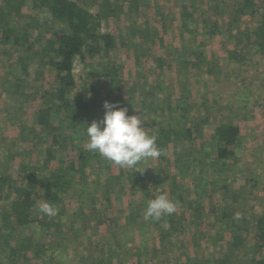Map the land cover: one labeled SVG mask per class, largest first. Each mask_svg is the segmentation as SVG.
I'll return each mask as SVG.
<instances>
[{
	"label": "rangeland",
	"instance_id": "1",
	"mask_svg": "<svg viewBox=\"0 0 264 264\" xmlns=\"http://www.w3.org/2000/svg\"><path fill=\"white\" fill-rule=\"evenodd\" d=\"M76 1L102 14L100 30L112 34L115 44L109 50L101 46L86 61L77 57L75 91L80 98L86 91L89 106L77 108L82 120L76 126L82 129L74 143L52 148V135L70 124V113L57 99V72L50 61L58 23L34 0H0V264H138V253L145 260L140 264L262 260L264 49L255 31L264 21V0H253L246 15H238L237 0H198L194 7L189 0ZM186 7L194 9L187 26ZM8 25H29L28 35L8 44L3 35ZM21 63L29 87L17 88ZM105 101L127 107L129 115L144 114L143 126L157 145L168 142L165 154L141 161L137 171L87 151V123L103 119ZM46 102L57 127L45 134L47 143L31 135V127L39 129L37 116ZM223 122L239 124L244 142L228 172L205 158L210 136ZM188 127L200 130L193 142L181 140ZM81 154L86 170L81 188L88 193L78 188L76 177L59 195L58 214L46 218L54 219L51 233L43 234L31 215L28 227L21 226L10 215L15 200L26 190L41 193L47 167L56 170L72 158L78 165ZM25 165L36 168L35 174ZM166 173L178 188L172 193L169 185L166 193L179 206L160 221H146L145 202L164 193ZM216 206L232 216L230 227H224L228 217L215 221ZM34 207L32 218L39 219L43 214ZM198 222L201 231L194 237ZM111 246L118 253L113 262Z\"/></svg>",
	"mask_w": 264,
	"mask_h": 264
},
{
	"label": "trees",
	"instance_id": "2",
	"mask_svg": "<svg viewBox=\"0 0 264 264\" xmlns=\"http://www.w3.org/2000/svg\"><path fill=\"white\" fill-rule=\"evenodd\" d=\"M189 3L194 7V5L196 6L198 4V0H189ZM236 3L238 4V15L252 13L251 9L253 0H237ZM34 6L48 9L51 18L58 23V27L54 32L56 35L50 39L49 49L52 51V58L50 61L57 72L55 78L57 99L61 102V109H65V111L67 110L70 113V124L67 130L64 128V130L62 129L59 134L52 135V148H54L57 146H63L64 143H74L75 138L82 129L76 126V124L82 120V118L78 117L77 108L80 106L84 107L85 105L89 106L85 103L86 100L90 101V98L88 99L86 96V91L83 93V97L81 98L78 97V92L75 91L78 86L77 79L74 74V66L77 57L86 61L87 58L98 53L101 50V46H103L105 50H109L114 46L115 40L112 34L101 32L102 14L93 12L89 8L79 4L76 0H34ZM193 13V8L186 7V26L190 23V20L193 19ZM0 22H3L1 18ZM26 28L27 29H14L11 25L6 26L3 29L5 42L8 44L21 43L23 39L22 37H26L28 35L27 30H29V25H27ZM255 36L257 37L258 44L264 49V21L257 27ZM54 56H56V58H54ZM11 66H16V62L11 63ZM19 67L22 71L16 74L14 86L17 88H21L22 85L29 87V82L25 80L23 76L28 69L24 63H21ZM53 113L54 112H52V114ZM50 115V104L48 103L43 105L39 109L37 116L39 129H37L38 127H31V135L34 134L37 138H40V142H49L45 137V134L49 132L53 133V131L57 129L55 125H52ZM24 128L26 127L24 126ZM195 131L198 132L200 130L198 127H188L187 130L181 134V140L188 139L190 142L195 141L197 137L194 136ZM25 138L29 139L28 136H25ZM210 141L211 145L205 153V158L210 159L212 164L215 166V169H218V171L224 169L228 172L233 167L232 162L235 157L244 147L241 126L235 123L223 122L217 127L214 134L210 136ZM36 144H38V142H34V145ZM167 144L168 142L164 140L159 142L158 146L162 149L161 156L167 151ZM50 152L52 153V151ZM51 153V159H53L55 156ZM95 155L99 156L98 153H95ZM78 159L80 160L78 165H75L72 158L69 161H64L62 166L56 170L47 167L46 174L43 175L40 185L41 193L26 190L24 194L17 198L13 203L10 215L24 227H28V219L31 215V222L32 220L38 221L42 227L43 234L51 233L50 228L53 225L54 219L47 221V215L45 214L40 216L39 219L32 218L33 212L35 211L34 206H37L39 199H44L57 207L61 201V198L59 197L60 193L73 186L76 177H79L77 180L80 182L78 188H81V182L86 178L85 158L81 154L78 156ZM26 167L29 174H35L36 168L30 166V170L28 168L29 165H25V168ZM164 167L166 170L167 165L165 164ZM82 175H85V177ZM3 178V176H0V179ZM162 181L166 183V187L163 188L161 192L168 191L169 185L172 186V193L177 191V185H174V180H171V176L168 173H166V176ZM159 183L160 181L158 180L156 184L158 185ZM81 189L86 192L88 188L85 186ZM218 209L219 208L216 206L214 210V215L219 218V220L215 218V221H220L221 219L228 217L230 222H226V224L224 223V227H230L232 216L225 211V208L222 209L221 214L218 212ZM201 222L195 223L194 237L197 236V230L201 231ZM258 222L260 226L259 229H264L263 219H259ZM54 224L58 226L57 222ZM110 251V262H113L114 257H116V254L118 253L112 246ZM137 256L138 264L145 261L143 260L144 257L140 253H138ZM175 262L176 264H180V261L175 260ZM256 264H264V258L262 260H258Z\"/></svg>",
	"mask_w": 264,
	"mask_h": 264
},
{
	"label": "clouds",
	"instance_id": "3",
	"mask_svg": "<svg viewBox=\"0 0 264 264\" xmlns=\"http://www.w3.org/2000/svg\"><path fill=\"white\" fill-rule=\"evenodd\" d=\"M104 108L106 111L102 120L87 123V151L98 153L124 169L137 168L141 161L161 156L162 149L157 145L156 136L143 126L147 120L144 114L129 115L127 107H119L109 101L104 102ZM137 171L140 170L137 168ZM178 206V202L170 199L166 192L160 193L145 202L143 216L146 221H160L175 213ZM37 209L49 217L58 214V208L47 201L38 202Z\"/></svg>",
	"mask_w": 264,
	"mask_h": 264
}]
</instances>
